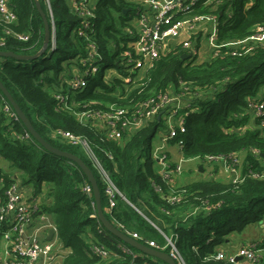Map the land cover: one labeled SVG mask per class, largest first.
<instances>
[{
  "label": "trees",
  "instance_id": "16d2710c",
  "mask_svg": "<svg viewBox=\"0 0 264 264\" xmlns=\"http://www.w3.org/2000/svg\"><path fill=\"white\" fill-rule=\"evenodd\" d=\"M205 1L198 0L193 13L216 16L219 44L245 38L264 26V0ZM36 2L48 22L47 41ZM87 3L92 16L85 19L74 11L70 0H49L51 17L45 0H10L16 21L8 25L0 21V50L38 55L25 60L0 57L1 84L40 137L51 146L78 156L90 168L102 213L109 222L127 235L135 233L139 242H153L166 252L170 248L168 240L171 241L185 264H237L217 259L216 254L219 250L227 253L221 246L228 233L241 232L247 224L259 223L264 216V176L251 175L264 174V157L260 155L264 154V128L260 126L264 114L255 117L259 127L247 126L248 103L260 98L258 93L264 85V44L237 49L221 46L217 56L200 64L182 59L178 49L166 51L138 87H125L130 82L115 75L105 81L103 73L114 68L122 76H135L134 71H128L131 62L122 53L131 50L127 44L133 41L129 21L141 7L128 0ZM86 23L89 26L84 27ZM80 30L86 35H79ZM90 42L101 56L98 69L84 76L85 87L71 90L67 81L75 73L82 74L91 63L85 61ZM58 92L68 96L71 110L58 105ZM164 94L177 96L181 102L177 115L185 113L183 131L177 126L175 136L168 142H180L184 157L197 156L203 161L207 155L222 156L235 166L233 159L239 151L246 150L238 182L198 181L177 186L171 176L158 172L150 143L164 125L156 117L131 133L124 132L123 138L116 141L80 122L72 113L83 108L105 109L113 104L126 108L131 116L137 109L148 108L149 99L157 101ZM172 105L169 103L167 108L173 109ZM56 130L81 135L90 142L94 155L122 195H116L112 206L91 158L79 146L57 136ZM147 148L150 152L145 154ZM13 184L31 190V205L36 206L31 222L40 214L54 219L61 247L70 249L61 264H165L154 257L135 254L132 247L103 227L91 185L81 168L45 149L0 90V205L4 203L5 190ZM86 186L90 191L84 190ZM42 192L49 200L33 202ZM171 195L179 200L169 201ZM9 227L8 219L0 220V249L2 235ZM255 242L264 246L263 241ZM92 244L116 254H94L90 251ZM122 246L132 250L134 256L122 253ZM259 264H264L261 258Z\"/></svg>",
  "mask_w": 264,
  "mask_h": 264
},
{
  "label": "built area",
  "instance_id": "2783aa9c",
  "mask_svg": "<svg viewBox=\"0 0 264 264\" xmlns=\"http://www.w3.org/2000/svg\"><path fill=\"white\" fill-rule=\"evenodd\" d=\"M45 1L48 6L49 16L51 17L49 0ZM211 1L213 0H206L205 3ZM87 2L88 0H70V4L74 11L78 16H82L85 19L87 16H92ZM196 2H198V0H142L143 7H145L142 8L140 11L141 13H139L141 25L131 31L134 38V40L128 44L131 50L122 53L126 56L127 60L131 62L128 71H134L135 76L130 79L129 76L117 74L114 68H108L104 70L103 79L107 81L108 74L111 76L115 75L128 83L130 82V84H126L125 87L131 85V88H134L139 86L138 82L144 77L145 73L153 67L159 55L166 51L178 49L182 54H188L189 59L195 56L199 57L200 45L195 44L193 42L194 39H192L193 35L198 33L197 31L207 39V44L211 51V59L217 56L220 53V47H227V45L217 42L218 30L216 16L210 14H194L193 6ZM0 21L5 25L12 24L16 21V15L10 5V0H0ZM87 26H89L88 23L84 25V27ZM254 31L255 32L251 34L252 40L257 41L254 44H264V26H259ZM78 34L86 35V33L81 30L78 31ZM16 36L20 39L25 38V36L21 34H16ZM175 40H180L179 46L171 49V46L168 45L171 44V41ZM88 54V59H85V61L91 63L84 69L82 74L78 75V73H75L73 77L67 81L69 89L77 91L82 89L86 86V79L84 76L90 73L94 74L97 71L101 56L93 42H90L88 45ZM140 72H142V75L140 74L141 78H139L140 75L138 74ZM55 97L60 107L71 110V107L67 103V95L58 92ZM169 103L173 104V109L167 108ZM248 104L254 117L263 115L264 92L258 100H251ZM146 105H148V108L137 109L131 116L128 115L126 108H121L113 104L105 109L83 108L80 111H72V113L80 122L88 123L95 130L102 132L107 139L118 141L123 138L124 132L127 134L131 133L135 129L140 128L144 122L153 119L162 111L160 116V121L162 120L164 125V134L160 137L162 143L156 146L153 152L151 151V156L162 165V169L159 172L164 176H171V181L175 182V176L180 173L182 161L170 168V165L167 163L168 157L163 147L169 139L175 136L177 126L180 131H183L182 123L185 113L176 117L177 109L180 108L181 105L179 104L178 97L173 95L168 96L164 94L159 97L157 101L151 98L146 102ZM260 126L264 128V122H262ZM55 134L72 145L79 146L80 149L91 158L105 186V195L108 204L112 206L115 202L116 195H122L114 186L108 172L94 155L90 142L81 135H75L65 130H56ZM177 145L180 147V142L177 143ZM107 154L111 157L110 153ZM193 158L200 160L197 156ZM203 161L222 162L225 169L234 174L232 178V182L234 183L238 182L241 178L240 167H238V157L233 159V163L236 162L237 166L228 164L226 158L222 156L207 155ZM251 175L254 177L264 176V174L259 175L256 173H252ZM84 190L88 192L90 191V187L86 186ZM4 195V203L0 205V220L8 219L10 227L5 230L2 235L0 264H37L38 261L41 260L40 254L43 255L41 264H51L54 258L52 253L53 243L49 241L42 242L37 235L28 233L32 212L36 209V206L22 202L21 191L15 184L6 189ZM176 200H179V197L176 195H171L169 198L171 202ZM45 217V214H40V216H38V218L42 220H44ZM52 227L55 228V225ZM155 227L160 231L157 226ZM128 234L133 238H137L135 233ZM149 246L161 250V248L153 242H149ZM168 246L170 247L168 253L176 263L185 264L177 248L169 240ZM90 251L103 257H110L116 254L115 252L112 253L104 246L97 244L90 245ZM120 251L134 256V252L124 246L120 247ZM263 251L264 246H259L257 242H254L253 244L241 246L231 253H224L219 250L216 254V258L227 259L230 263L237 264H259L260 258L262 259L260 253ZM238 257H240V259L237 260Z\"/></svg>",
  "mask_w": 264,
  "mask_h": 264
},
{
  "label": "crops",
  "instance_id": "0c3cea01",
  "mask_svg": "<svg viewBox=\"0 0 264 264\" xmlns=\"http://www.w3.org/2000/svg\"><path fill=\"white\" fill-rule=\"evenodd\" d=\"M250 1L251 3L253 2V0H250ZM133 3L138 4L141 7V10L142 8L145 7V6L143 7L142 0H137ZM251 3H248V5H250ZM139 13H136V16L132 17L129 21V24L132 26L133 30L135 28L140 27L141 25L139 21V17H140ZM251 37L252 36L249 35L239 40H230V41L225 42V44L227 45L228 48H233V49L246 47L250 44H254L257 42V41H253ZM192 39H194L193 42L195 44L200 45L199 57L195 56L194 58H191L193 63L200 64L206 60L211 59V51H210L209 45L207 44V39L201 33H197L196 35L192 37ZM180 40L171 41L170 48L171 49L175 47L177 48V46H179ZM129 43L130 42H128L127 44ZM187 58L189 59V56ZM263 92H264V85L260 87V90L258 93L260 97L262 96ZM179 104L181 105L180 100H179ZM247 113L249 116L247 126L252 127V128L259 127L255 122V117L252 111L248 110ZM180 115L181 113L177 115L176 117H179ZM163 134H164V131H162L161 136H163ZM161 143L162 142L159 141V145ZM163 148L167 154V157H168L167 163L169 165H176L178 164V162L182 161L181 163L183 165L182 174L180 175L178 174L175 176L176 178H175L174 184L177 186H182V185H186V184H189L192 182H198V181H215V182L222 183V184H228L232 181L231 174L227 173L225 166L220 161L206 162V161L198 160L197 158L188 159V157H184L182 155L180 151V147L177 144H172L169 142H167ZM246 152H247L246 150L239 151L237 154V157L240 160H243V158L246 155ZM154 161H155L154 167L159 172L162 169V165L156 160ZM20 191L22 195V202L26 204H31V199H32L31 190L28 187H23L20 189ZM48 200L49 199L46 197L45 193L42 192V194L34 198L33 202L46 203ZM45 215L46 217L44 220L38 217L33 219V221L31 222V225L28 226V233L37 235L42 242L49 241L53 243V245H54V242H58L59 249L54 252V258L51 264H61L63 257L67 253L70 252V249L61 247L56 231L53 233L52 237L48 239V230L52 228V226L55 225V223H54V219L50 215H47V214ZM245 236L247 237V240H244ZM226 237H227L226 241L221 246V248L227 251L228 253L234 252L240 246L246 245L252 240L264 242V233L259 223L257 222H251L247 224L241 232L232 231L228 233ZM135 254H139V253L135 252ZM262 254H263L262 260L264 261V251L262 252ZM37 264H41V260L38 261Z\"/></svg>",
  "mask_w": 264,
  "mask_h": 264
},
{
  "label": "water",
  "instance_id": "95a60500",
  "mask_svg": "<svg viewBox=\"0 0 264 264\" xmlns=\"http://www.w3.org/2000/svg\"><path fill=\"white\" fill-rule=\"evenodd\" d=\"M36 6L38 8V10L40 11L42 17H43V25H44V29H45V41H47L48 37H49V26H48V22L47 19L43 13V11L41 10L39 3L36 2ZM38 54L36 55H18L15 53H12L10 51H4V50H0V57H12L16 60H25V59H31V58H35ZM188 57V54L184 53L181 54V58L185 59ZM0 90L1 92L4 94V96L7 98V100L9 101V103L12 105L15 113L17 114L18 118L25 124V126L27 127V130L29 131V133L47 150L66 157L68 159H70L71 161L75 162L83 171V173L86 175L92 191H93V196H94V201H95V207H96V212H97V216L99 221L101 222V224L103 225V227L108 230L111 234H113L116 238L120 239L122 242L126 243L127 245H129L130 247H132L134 250L139 251L138 253L140 255H145V256H151L154 257L158 260H160L161 262H164L165 264H177L176 261L171 257V255L163 250H159L156 249L154 247H151L149 245L143 244L141 242H139L138 240H136L135 238L131 237L130 235L125 234L119 227L113 225L111 222H109L103 215L102 213V209L100 207V195H99V190L97 187V183L96 180L92 174V171L90 170V168L84 163V161L79 158L78 156L67 152V151H62L58 148H55L53 146H51L48 142H46L42 137H40L36 131L32 128L30 122L28 121V119L25 117V115L21 112V110L19 109V107L17 106V104L14 102L13 98L11 97V95L9 94V92L5 89V87L1 84L0 82ZM162 111H160L157 115H156V119L159 121L160 120V116H161ZM261 156L264 157V154L261 153ZM264 219V217L262 218ZM260 227L262 228V231L264 233V222L263 220H261L259 222ZM55 232V228H50L48 230V239H50L53 235V233ZM40 258H41V262H42V258L43 255L40 254ZM240 259V257L237 258V260Z\"/></svg>",
  "mask_w": 264,
  "mask_h": 264
},
{
  "label": "rangeland",
  "instance_id": "374dc122",
  "mask_svg": "<svg viewBox=\"0 0 264 264\" xmlns=\"http://www.w3.org/2000/svg\"><path fill=\"white\" fill-rule=\"evenodd\" d=\"M129 1H131V2H135V1H137V0H129ZM198 33H199V31H197ZM196 35V34H195ZM194 36V35H193ZM171 44H169L168 46H170ZM143 72V71H142ZM142 72H140V73H138L139 75L142 73ZM142 75V74H141ZM141 75H140V77L139 78H141ZM111 77V75L110 74H108V80H109V78ZM138 78V79H139ZM162 128V127H161ZM163 129V128H162ZM162 129L161 130H159L155 135H154V137L152 138V141H151V143H150V146H151V149H152V152H153V150H154V148L156 147V146H158L159 145V141H160V136H161V134H162ZM80 150V149H79ZM81 151V150H80ZM148 151L150 152V149H145V154H147L148 153ZM241 161L242 160H240L239 158H238V167H240V164H241ZM182 171H183V165H181L180 166V173H179V175L180 174H182ZM227 171V173H229V174H231V177L233 178L234 177V174L232 173V172H230L229 170H226ZM264 217V216H263ZM263 220V222H264V219H262ZM244 240H247V237L245 236V239ZM255 242V240H252L251 242H249L248 244H246V245H249V244H253ZM59 243L58 242H54V245H53V248H52V253H53V256H54V252L55 251H57L58 249H59ZM241 247V246H240ZM239 247V248H240ZM136 251V250H135ZM136 252H139V251H136ZM56 254V253H55ZM261 255H263L262 253H260V257H261Z\"/></svg>",
  "mask_w": 264,
  "mask_h": 264
}]
</instances>
